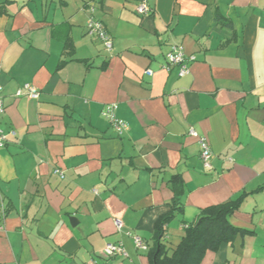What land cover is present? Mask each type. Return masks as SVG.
Segmentation results:
<instances>
[{
  "label": "crops",
  "instance_id": "0c3cea01",
  "mask_svg": "<svg viewBox=\"0 0 264 264\" xmlns=\"http://www.w3.org/2000/svg\"><path fill=\"white\" fill-rule=\"evenodd\" d=\"M140 1L0 0V128L16 133L0 148V264H153L173 186L169 254L207 208L242 198L237 236L199 264H264V0H145L146 16ZM89 8L111 53L86 34ZM173 46L196 58L184 77L162 69ZM24 84L38 100L14 96ZM108 244L126 256L104 258Z\"/></svg>",
  "mask_w": 264,
  "mask_h": 264
},
{
  "label": "built area",
  "instance_id": "2783aa9c",
  "mask_svg": "<svg viewBox=\"0 0 264 264\" xmlns=\"http://www.w3.org/2000/svg\"><path fill=\"white\" fill-rule=\"evenodd\" d=\"M89 12L90 17L88 18L85 27L87 36L98 40L102 44L104 50L107 53H111L113 49V44L110 35L108 34L103 23L92 16L93 8H89ZM136 13L140 16H146L151 14V9L149 8L145 0L140 1V3L137 5ZM195 61L196 58L194 56H187L180 46H173L170 51L165 55V62L162 66V69L166 72H169L172 68L176 67L178 69V77H184L189 74V68L191 64H193ZM152 73V71L146 72V74L149 76H151ZM1 92L2 88L0 86V117L4 114L5 111V101L1 95ZM14 96L16 98L26 97L28 99L38 100L40 92L32 85L24 84L15 92ZM116 109L117 107L114 104L106 105L101 111V116L109 122L113 131L118 136H120L126 131L127 126L122 120L116 117ZM188 135L196 139L197 141L199 157L203 168L210 169L213 154L208 140L205 137L199 135L193 129H189ZM15 136L16 133L14 130H4L0 128V148H4L10 142V139ZM53 174L59 176L61 179L64 178L63 173L57 169L53 171ZM4 219V206L0 204V233L4 231ZM114 224L116 226L117 231L119 232L122 228L121 222L119 220H115ZM128 236L132 238L133 243L137 249H147V246L142 239L137 236L131 235L130 233H128ZM101 255L104 258H111L117 255L125 257L126 253L120 244H108L102 250Z\"/></svg>",
  "mask_w": 264,
  "mask_h": 264
},
{
  "label": "trees",
  "instance_id": "16d2710c",
  "mask_svg": "<svg viewBox=\"0 0 264 264\" xmlns=\"http://www.w3.org/2000/svg\"><path fill=\"white\" fill-rule=\"evenodd\" d=\"M174 198L171 210L160 217L155 224L156 242L153 252V264H199L208 252H214L221 243H227L237 236L239 230L233 227L228 218L238 209L242 198L224 205L207 208L196 224L188 225L178 245L170 252L162 242L165 227L181 212L180 191L172 187ZM6 216V208L4 207Z\"/></svg>",
  "mask_w": 264,
  "mask_h": 264
},
{
  "label": "water",
  "instance_id": "95a60500",
  "mask_svg": "<svg viewBox=\"0 0 264 264\" xmlns=\"http://www.w3.org/2000/svg\"><path fill=\"white\" fill-rule=\"evenodd\" d=\"M74 221H75V219H74V218H71V219H70V222H71V223H73Z\"/></svg>",
  "mask_w": 264,
  "mask_h": 264
}]
</instances>
